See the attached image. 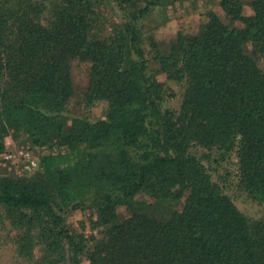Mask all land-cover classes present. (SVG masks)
Returning a JSON list of instances; mask_svg holds the SVG:
<instances>
[{"label": "trees", "instance_id": "16d2710c", "mask_svg": "<svg viewBox=\"0 0 264 264\" xmlns=\"http://www.w3.org/2000/svg\"><path fill=\"white\" fill-rule=\"evenodd\" d=\"M114 1L124 10L130 6L127 51L89 38L94 0H63L49 25L40 20L38 0H0V115L21 117L39 144L50 142L53 126L69 150L45 155L40 164L47 183L59 191L72 187L74 200L93 195L111 213L117 191L169 198L189 189L183 207L167 219L140 212L111 225L89 252L91 264H264L248 218L229 196L212 190L202 164L190 166L180 151L189 129L175 135L180 153L172 155L163 130L172 124L156 127L149 120L162 114L163 84L147 75L146 60L124 67L134 45L144 55L135 21L162 0ZM221 7L227 20L210 11L197 33L178 34L170 51L155 57L168 77L187 76L197 141L224 149L238 142L241 185L264 202V0H221ZM75 58L91 62L90 99H106L108 107L104 119H76L63 132L45 112L58 110L72 94ZM7 74L12 87L3 84ZM128 147H138L142 160L127 159ZM177 185L182 189L173 191ZM0 205L57 216L52 193L35 179L0 184Z\"/></svg>", "mask_w": 264, "mask_h": 264}, {"label": "rangeland", "instance_id": "374dc122", "mask_svg": "<svg viewBox=\"0 0 264 264\" xmlns=\"http://www.w3.org/2000/svg\"><path fill=\"white\" fill-rule=\"evenodd\" d=\"M38 1L43 4L40 20L45 25L51 24L56 20L58 7L63 4V0ZM94 6L97 15L93 17L89 38L95 42L111 44L119 50L131 44L126 31L127 22L132 21L128 13L130 6L127 10L121 9L114 0H94ZM210 11L227 20L221 0H162L135 21L140 37L137 44L143 50V57L136 54L134 45L130 48L131 56L125 57L123 64L124 67L141 65L142 60H146L147 75L163 84L160 101L162 114L156 119L150 117L149 120L156 127L164 121L168 125L172 124L169 128L163 126L165 134L171 138L170 154L176 155L184 150L192 164L190 166L202 164L209 175L212 190L229 196L248 218L264 263V202L253 199L241 185L239 143L236 142L231 149H224L219 143L209 147L197 141L199 132L187 100L191 84L186 75L181 79L168 77L155 57L159 52H169L178 34L197 33L208 20ZM235 25H240V22ZM90 68V61L73 59L72 94L58 110L45 112L51 116L54 126H60L63 132H69L76 119L95 122L106 117L108 101L103 98L90 99ZM10 77V74L5 77L3 84L6 87H12ZM0 117V184L14 185L23 180L35 179L52 193L57 214L54 218L44 209L34 212L28 208L0 205V264H91L89 252L106 238L111 225L140 212L157 219H167L174 210L183 207L190 194L189 189H182L178 185L172 190L182 189L181 197L158 198L144 191L125 195L117 191L113 196L115 208L111 213L102 210L104 204L99 206L93 195L74 200L72 187L59 191L47 183L40 164L45 155L69 150L70 146L56 136L53 126L49 133L50 142L39 144L21 117ZM183 126L189 129L190 135L187 134V137L190 140L180 150L174 137L182 132ZM124 154L127 159L136 162L142 160L143 156L138 147H128ZM30 159L37 164L28 167ZM75 184L76 179L70 185ZM107 218H110L109 222ZM49 226L53 228L51 234L47 232ZM61 228L64 232L58 234Z\"/></svg>", "mask_w": 264, "mask_h": 264}, {"label": "built area", "instance_id": "2783aa9c", "mask_svg": "<svg viewBox=\"0 0 264 264\" xmlns=\"http://www.w3.org/2000/svg\"><path fill=\"white\" fill-rule=\"evenodd\" d=\"M37 164V162L35 161V160H33V159H30L29 161H28V167H30L31 165H36Z\"/></svg>", "mask_w": 264, "mask_h": 264}]
</instances>
